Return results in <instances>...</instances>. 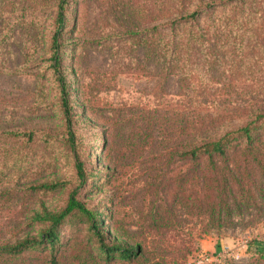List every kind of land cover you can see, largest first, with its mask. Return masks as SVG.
I'll list each match as a JSON object with an SVG mask.
<instances>
[{"label":"trees","instance_id":"trees-1","mask_svg":"<svg viewBox=\"0 0 264 264\" xmlns=\"http://www.w3.org/2000/svg\"><path fill=\"white\" fill-rule=\"evenodd\" d=\"M146 1L136 4L137 12L149 18L146 25L126 31L148 57L158 55L166 78L176 76L174 63L181 54L202 47L211 34L239 30L253 8H246L251 0H157L153 12ZM66 2L58 5L50 46L59 95L57 129H19L0 117V197L14 204L22 200L23 208L13 227L0 230V264H25L15 261L22 251L38 247L48 252L42 264H60L63 225L77 227L65 243L71 264L183 262L194 239L222 230L243 209L264 203V108L250 107L249 118L238 126L225 125L220 113L193 103L115 112L108 128H117L123 145H117L120 172L113 175L131 179L120 195L130 212L117 224L114 202L102 228L101 209L77 195L89 173L79 159L81 126L59 65L57 34L67 23ZM229 11L235 16L223 17ZM150 15L157 25L149 26ZM40 140V172L33 174L29 152ZM40 173L60 176L34 183ZM48 193L51 199L59 197L51 206L45 205ZM32 200L37 204L25 203ZM252 243L262 252L264 243Z\"/></svg>","mask_w":264,"mask_h":264},{"label":"rangeland","instance_id":"rangeland-1","mask_svg":"<svg viewBox=\"0 0 264 264\" xmlns=\"http://www.w3.org/2000/svg\"><path fill=\"white\" fill-rule=\"evenodd\" d=\"M60 1L0 0V117L19 129L56 130L59 123L50 46ZM137 1L67 0V23L57 34L60 71L70 86L81 126L78 155L89 173L77 195L101 209L102 228L114 202L117 224L126 221L130 212L120 195L131 179L121 173L113 175L120 172L117 145H123L117 128H108L115 112L125 109L127 114H136L146 106L193 103L220 113L225 125L238 126L249 118L250 107L264 108V0L247 3L246 8L253 7L251 16H243L239 30L225 31L219 37L211 34L202 47L181 54L174 63L176 76L167 78L168 70L158 55L148 57L127 34L128 27H142L149 19L145 12H137ZM145 7L155 12L157 0L146 1ZM226 15L235 16L232 11ZM150 17L149 26L157 25L156 16ZM41 142L29 152L33 174L40 172ZM40 175L34 183L60 176ZM58 198L51 199L48 193L45 205H53ZM21 202H5L0 197V230L15 225L23 209ZM25 203L37 204L34 200ZM76 229L60 228V264H71L65 243ZM254 240L264 243V203L243 209L222 230L194 239L186 259L177 264H264V249L257 252ZM47 253L40 247L24 250L15 262L42 264Z\"/></svg>","mask_w":264,"mask_h":264}]
</instances>
